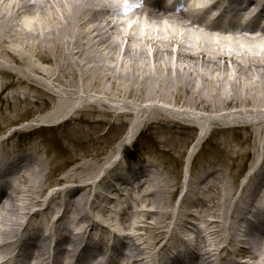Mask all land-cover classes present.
Instances as JSON below:
<instances>
[{
	"label": "bare ground",
	"instance_id": "6f19581e",
	"mask_svg": "<svg viewBox=\"0 0 264 264\" xmlns=\"http://www.w3.org/2000/svg\"><path fill=\"white\" fill-rule=\"evenodd\" d=\"M248 1L245 14H238L242 0H180L187 12L180 4L165 9L154 0H0V74L3 60L28 62L18 74L7 70L38 91L23 93L24 100L50 109L27 125L59 114L69 121L88 109L82 105L87 100L100 104L96 116L84 121L90 126L107 116L119 120L118 113L132 117L110 150L104 138L92 136L96 128L73 126L74 133L92 136V145L60 179L69 186L46 197L42 209L35 208L50 170L68 162L42 159L43 166L34 170L38 144L19 157L0 138V188L8 189L0 196V264L13 263L12 248L2 237L15 248L30 242L26 264H50L46 244L54 237L59 239L50 245L53 264H71L79 245L82 254L72 264H94L85 254L91 246L97 255L109 252L104 264H168L173 255L172 264H238L245 254L264 262V27L251 17L253 8L264 14V0ZM209 2L235 17H249L240 24H211L205 20ZM47 97L52 100L44 101ZM27 109L19 106L16 118ZM188 123L198 133L186 151V191L172 207L178 182L161 168L169 161L124 159L137 130L151 132L168 154L185 144ZM233 131L250 133L261 150L260 167L256 160L234 194L235 139L224 147L231 161L227 168L209 166L201 177L191 171L208 136ZM246 135L239 140L248 143ZM217 147L223 149L219 142ZM18 161L25 164L15 170ZM76 182L81 187L71 186ZM5 199L11 206L6 211ZM249 215L256 220L253 227ZM16 227L24 232L22 239Z\"/></svg>",
	"mask_w": 264,
	"mask_h": 264
},
{
	"label": "rangeland",
	"instance_id": "374dc122",
	"mask_svg": "<svg viewBox=\"0 0 264 264\" xmlns=\"http://www.w3.org/2000/svg\"><path fill=\"white\" fill-rule=\"evenodd\" d=\"M2 62L5 63V67L3 69V72H1L0 74V82H3L0 83V138L4 137L7 141L4 144V148L10 150V152L14 153L16 156L19 155V157H24L27 155V150L29 148H33V145L38 144L41 151L39 150L38 159L34 160L36 161L32 166V169L34 170H40V168L43 166L42 159L47 163H51L52 161L54 162V165H59L61 160H65L69 163H67L66 166L50 170L51 175L48 181L49 185L45 187V190L42 192V195L40 197L42 203H40V206H37V208H35L42 209V207H44L43 200H45L46 197L55 195L57 193V190L65 188L64 186H69V184H66L65 182L61 183L60 179L65 175V173L69 172L74 165H76V163H74L72 160H79V158H81L82 155L85 154L87 147L92 145V136L104 138V140L106 141L103 145L107 147V150H110L112 144L114 145L115 142L122 139V137L124 136V132L130 126L132 117L131 115L126 116V114L124 113H118L121 116L119 120L117 119L118 115L107 116V120L105 119L104 121H102L101 125L98 123L96 124V126H90L84 121L87 118L96 116L94 115V111L100 110V104L93 100H87L82 102V105H85V107H87L88 109L80 110L83 109L80 108V111L78 110L79 112H77L76 115L75 113L73 114V119H80L82 117L83 121H77L76 123L73 119L67 121L63 119V115L59 114V116H55L56 118L54 120L47 123L38 122L37 125H27L28 123L34 121V119H43L46 115H48L50 109H44V104L40 102L34 104L31 101L26 100L28 98L24 100L23 93L31 91V95H36L38 91H34L27 87H24L23 83L19 81L15 75L11 74L7 70L8 68H12V70L15 71V74H18V70H24L25 68L29 67L28 65H26V63L28 62L13 63V61L11 60H3ZM15 90L17 91V95L13 97L11 93ZM48 99H50V101L52 100L51 98L47 97L44 99V101ZM21 105H27V113L24 116L16 118L17 108ZM67 110H69V108ZM71 114L72 112L70 113V115ZM59 119L60 121L58 122ZM76 125L79 127H83L84 129H91V132H95L94 128H96V132L92 134L91 137H85L83 132H79L78 130L76 133L73 132V130H75L73 126ZM191 125L192 124L189 123L185 124L184 130L187 134L184 133V135L182 136V138H184L185 140V144H180L177 148L174 147L175 149L170 151L168 154L166 153L167 150L165 149V147L159 144L158 138L156 139L153 134H151V132L148 131L146 135H144V133H139L135 143L132 145L127 155L125 156L126 158L124 159L129 161H139L141 159L154 158L158 156L160 158V161L168 160V164L161 165V168H165L164 172L168 174L170 173L171 178L177 180L178 182V190L173 195L172 207L176 206L178 203L181 204V199L183 198L182 195L186 191V189H184L185 186L183 185V170L185 166L184 163L186 158V151L189 149V146L195 140L198 133L196 126ZM237 132L233 131L231 133H221L212 137L208 136L193 161L194 168H191L192 172H196V176L201 177V175L203 174L202 171L205 168L208 169L209 166L221 167L225 164L226 167L227 164L229 165L231 161L228 159V153L226 152L224 147H226V145H230L232 138L235 139L234 144L237 145V143H239L237 146L239 156L236 160L238 166L234 167L232 172L234 174L233 180L236 184V186H234L233 188L232 194H234V190H236L240 185L239 183L246 175L248 169L256 162V160H258L259 151H261L257 143L253 144L254 137L250 136V133H244V131ZM242 135L249 136L250 141L248 143H243L242 141H240L239 139L242 137ZM218 142L223 148L221 151L217 147ZM123 158H119V160ZM260 160L262 161V165L264 166V153L262 159ZM24 164L25 162L18 161V163L15 165V170L17 167ZM73 185L71 186H81L79 182H76ZM204 185L206 186V184ZM7 190L8 189H6V191ZM3 203L8 206L7 210H9L11 206L8 204V201L5 199ZM250 218L254 219L252 215H250ZM249 223H251L249 225L253 227V223ZM0 228L3 229L1 225ZM16 231L17 233H15V235L18 238H22L24 232H19V227L16 229ZM6 238L7 237H2V239ZM50 242L51 239L47 242V244H49ZM240 257L246 259L251 258L246 254L241 255Z\"/></svg>",
	"mask_w": 264,
	"mask_h": 264
}]
</instances>
